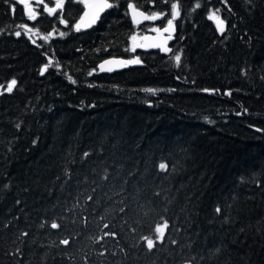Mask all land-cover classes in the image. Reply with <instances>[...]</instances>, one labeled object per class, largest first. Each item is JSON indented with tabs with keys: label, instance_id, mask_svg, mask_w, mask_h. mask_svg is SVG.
I'll list each match as a JSON object with an SVG mask.
<instances>
[{
	"label": "trees",
	"instance_id": "trees-1",
	"mask_svg": "<svg viewBox=\"0 0 264 264\" xmlns=\"http://www.w3.org/2000/svg\"><path fill=\"white\" fill-rule=\"evenodd\" d=\"M130 1L178 3L169 54ZM111 2L77 30L81 0H0V264H264V0Z\"/></svg>",
	"mask_w": 264,
	"mask_h": 264
},
{
	"label": "water",
	"instance_id": "water-1",
	"mask_svg": "<svg viewBox=\"0 0 264 264\" xmlns=\"http://www.w3.org/2000/svg\"><path fill=\"white\" fill-rule=\"evenodd\" d=\"M106 2L107 4H110V5L112 4L111 0H106ZM102 3H104V0H90L89 3L85 6V9L83 11V20L86 25L93 22L92 21L93 14H97L96 19L94 20L96 21L99 19L100 15L106 9L109 8V7L101 8L100 5ZM130 5L135 7L137 13H143V15H136L135 19H133V7H130ZM128 7H129L130 16L134 23L141 24L146 21V19H144V16H148V13L145 10L138 7L133 1L129 2ZM27 12L29 13V8L27 9ZM86 13L88 15H85ZM165 27H168V25ZM163 28L164 27L159 28L160 29L159 32L157 31L147 32L144 35L143 44L141 45V47L143 49H160L163 53L169 54L172 51V46L170 45V41L174 38V35L176 33V27L172 25L169 32H164ZM169 35H171V39H167ZM156 45H159V47H157ZM165 49H168L170 51H166ZM106 61H111V63H106ZM120 61H129V60L125 56H118V55L109 56L99 62L98 64L99 71L100 72H114V71L125 68L129 64V63L121 64L119 63ZM101 65H103V68L101 67Z\"/></svg>",
	"mask_w": 264,
	"mask_h": 264
},
{
	"label": "snow or ice",
	"instance_id": "snow-or-ice-1",
	"mask_svg": "<svg viewBox=\"0 0 264 264\" xmlns=\"http://www.w3.org/2000/svg\"><path fill=\"white\" fill-rule=\"evenodd\" d=\"M49 3H51V0H49ZM62 4H63V0H57V4H56V7H55V8H48L47 5H45V8H46V10H47L50 14H52V13H55L56 8H60V7H62ZM111 6H112V5L107 4L106 0H104V3H102V4L100 5L101 8H102V7H111ZM130 7H133V6L130 5ZM170 7H171V19H168V20H167V25H168V27H164V28H163V31H164V32H169L170 28H171L172 25H173V20L179 15V5H178V3H171V6H170ZM197 7H199V4H197ZM28 14H29V16H30L31 18H35V14H34L31 10H29V13H28ZM85 15H88V14L86 13ZM136 15H143V13H137L135 7H133V19H135ZM158 15H160V14L153 13L151 16H144V19H146V20H147V19H156V18L158 17ZM96 16H97V14H93V15H92V21H94V20L96 19ZM210 18H216V19H218V17H216V14H215V13H213V14H212V17H210ZM222 25H223V21L221 20V21H219V23H218V27L220 28L221 31H223V27H222ZM21 27H25V26H24V25H21ZM78 28H79V26H77V30H78ZM154 31L159 32L160 29L157 28V29H154ZM15 35L19 36V35H21V33L17 31V32L15 33ZM60 35H64V33H60ZM45 39H47V37H45ZM167 39H171V35H169V36L167 37ZM133 40H135V37H133ZM156 46L159 47V45H156ZM165 50H166V51H170V50H168V49H165ZM174 59H175V61L177 62V64H179V62H180V60H181V57H180V55H175V56H174ZM139 62H140V61H139V59L137 58L136 60H132V61H120L119 63H121V64H125V63H139ZM106 63H111V61H106ZM50 64H51V61H49V63L45 65V67H44V70H45V71L47 70V68L49 67ZM101 67L103 68V65H101ZM16 83H17V82H16L15 79L11 80V82L8 83L7 86H6V91L11 92V91L13 90V88L15 87ZM146 91L153 92L154 90H153V89H147ZM87 155H88V154L85 153V156H87ZM160 168H161V169H165V168H166V165H165V164H161V165H160ZM89 199H91V197H89ZM121 210H123V209H121ZM217 211L219 212L220 209L218 208ZM42 226H43V225H42ZM168 226H169V225H168V222L165 220V221L163 222L162 225H158V226L156 227V229H155L156 232L160 234L159 238H161V239L163 238V236H164V230L167 229ZM51 227H52L53 229H56V228H59L60 225H58L57 223L53 222V223L51 224ZM104 227L107 228L108 225L105 224ZM25 235H26V233H25ZM105 235H109V233H105ZM145 239L147 240V247L149 248V250H151V249L154 247V241H153L152 239H149V238H145ZM61 242H62L63 244H65V245H67V244L69 243V241H68L67 239H65V240H63V241H61Z\"/></svg>",
	"mask_w": 264,
	"mask_h": 264
},
{
	"label": "rangeland",
	"instance_id": "rangeland-1",
	"mask_svg": "<svg viewBox=\"0 0 264 264\" xmlns=\"http://www.w3.org/2000/svg\"><path fill=\"white\" fill-rule=\"evenodd\" d=\"M24 2V4L27 6V1L29 0H21ZM31 3H38V0H30ZM64 1V0H63ZM83 3L87 4L89 0H81ZM57 4V0H51V3H49V0H44V4L41 5L40 3H38L39 6H43L45 7V5H47L48 8H53L55 7ZM46 9V8H45ZM57 12V10L55 11ZM58 13L60 15V12L58 10ZM215 13L216 14V17H218V19L214 18L217 23H219V21H221V16H220V13L217 12L216 10L212 11L211 12V15ZM25 27H22L24 31H26L28 34L30 35H33L35 37H50L51 35H53L54 33H56L54 30H49L47 32H44V31H41L40 29L38 28H35L29 24H24ZM76 26H79V28H83L85 25H84V22L83 20L81 19L77 24ZM133 37H135V40H133ZM132 37V47H137L139 45H141L143 43V38H144V33L141 34V33H135L134 36ZM132 61V60H130Z\"/></svg>",
	"mask_w": 264,
	"mask_h": 264
},
{
	"label": "flooded vegetation",
	"instance_id": "flooded-vegetation-1",
	"mask_svg": "<svg viewBox=\"0 0 264 264\" xmlns=\"http://www.w3.org/2000/svg\"><path fill=\"white\" fill-rule=\"evenodd\" d=\"M27 2H28L27 5H32V7L34 9V13H37L38 14L39 12H42L43 9H45V7L38 5V3H40L41 5H43L44 4V0H38V3H31L30 0L27 1ZM33 9H32V11H33ZM152 14H149V16H151ZM157 14H160V15H158V17L156 19H149L150 21H153L152 26L150 27L149 31H154V29L162 28V27H165L167 25V22L166 21L164 23L163 22L162 23L159 22V21L162 20V18H161L162 13H157ZM169 19H171V18H169ZM94 23H91L90 25H92ZM173 23H174V20H173Z\"/></svg>",
	"mask_w": 264,
	"mask_h": 264
}]
</instances>
